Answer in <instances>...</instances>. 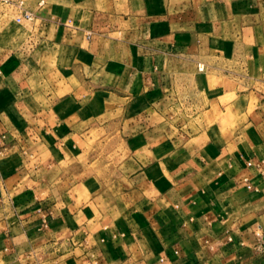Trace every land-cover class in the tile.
Wrapping results in <instances>:
<instances>
[{
  "label": "crops",
  "instance_id": "0c3cea01",
  "mask_svg": "<svg viewBox=\"0 0 264 264\" xmlns=\"http://www.w3.org/2000/svg\"><path fill=\"white\" fill-rule=\"evenodd\" d=\"M101 3L25 0L39 54L0 79L17 102L0 113V264H264V0ZM44 58L72 90L38 101L23 89ZM93 129L126 153L113 180L58 188Z\"/></svg>",
  "mask_w": 264,
  "mask_h": 264
},
{
  "label": "rangeland",
  "instance_id": "374dc122",
  "mask_svg": "<svg viewBox=\"0 0 264 264\" xmlns=\"http://www.w3.org/2000/svg\"><path fill=\"white\" fill-rule=\"evenodd\" d=\"M89 4L92 6L91 3ZM97 6L108 12L114 11L113 0H104V4L101 3L100 5H94V7ZM172 6H174L173 3ZM120 7H123V3L118 2L117 8ZM18 15L19 10L16 7L0 3V71H2V73H0V79L2 76L11 77L13 73L16 74V68L19 64L16 66H9V68L5 64L11 59H14L15 62L18 60L17 63L23 62L27 59L28 63L32 65L31 68H36L34 60H29L33 59V56L39 54H36L34 50L36 48V46H34L36 43L34 41V35L35 33H38V28L35 25L36 20L32 22H28L26 20L18 22ZM37 23L40 22L37 21L36 24ZM89 32L90 37L87 33V38L91 39L94 36V31L89 30ZM47 62L48 58H44L42 65L45 70L44 77L49 82L46 81L43 85L38 84V80H36V78L39 74L37 73L33 76V82L31 81L32 83H29L23 89V94H27L29 91L35 92L39 90V93L36 96L38 101L43 100L44 97L41 92L44 90L47 93L52 92L53 94V90H55L56 94L59 96H62L66 92L72 90L67 84L62 71H56V73H54L53 69L50 68V65L48 66ZM16 75L20 77V75ZM59 78L61 79L59 80ZM15 90L16 88L10 92L13 93ZM7 92L8 91L4 87H1L0 84V113L3 108L8 106L12 107L17 103L14 98L6 99V95L8 94ZM112 118V116L109 117V119ZM187 118L190 120H186ZM168 120H170L173 125L181 123L185 131H187L189 127L196 129V124L192 120V117L184 115V111L182 110L170 115ZM178 133V130H175L172 135H177ZM112 134V130L108 133L104 131L98 133L96 129H93L88 135H86L87 142L82 152L69 155L66 159H61V161H59V167L56 170V175L53 177L55 179L53 182L58 186V188L64 189L65 187L80 181L84 174L91 177L85 181L88 187L97 184L99 181L107 183L111 182L115 173L119 169L120 163L126 156V153L121 145L118 148H113L114 142ZM7 150V153L10 154L11 151L9 149ZM67 175L71 178L62 179Z\"/></svg>",
  "mask_w": 264,
  "mask_h": 264
},
{
  "label": "built area",
  "instance_id": "2783aa9c",
  "mask_svg": "<svg viewBox=\"0 0 264 264\" xmlns=\"http://www.w3.org/2000/svg\"><path fill=\"white\" fill-rule=\"evenodd\" d=\"M0 3H3L5 5L14 6L19 10V15L17 16L18 22H21L23 20H26L28 22H32L36 18L33 11L26 7L25 0H0ZM88 36H90V32L88 33ZM198 68L200 71H203L205 69V65L203 63H199ZM4 139H5V135L1 134L0 144H2ZM249 165H252V162H249ZM249 187H251V185H249ZM257 235L261 236L260 233H257ZM230 239H232V238H230Z\"/></svg>",
  "mask_w": 264,
  "mask_h": 264
}]
</instances>
